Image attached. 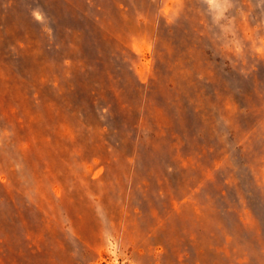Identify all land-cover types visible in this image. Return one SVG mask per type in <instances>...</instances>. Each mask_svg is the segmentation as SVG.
Wrapping results in <instances>:
<instances>
[{
    "label": "rangeland",
    "instance_id": "rangeland-1",
    "mask_svg": "<svg viewBox=\"0 0 264 264\" xmlns=\"http://www.w3.org/2000/svg\"><path fill=\"white\" fill-rule=\"evenodd\" d=\"M0 264H264V0H0Z\"/></svg>",
    "mask_w": 264,
    "mask_h": 264
}]
</instances>
